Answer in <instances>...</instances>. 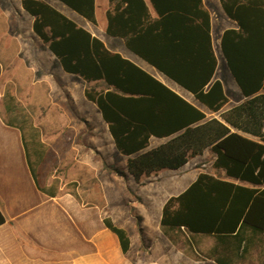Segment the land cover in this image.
Listing matches in <instances>:
<instances>
[{
	"label": "crops",
	"instance_id": "obj_1",
	"mask_svg": "<svg viewBox=\"0 0 264 264\" xmlns=\"http://www.w3.org/2000/svg\"><path fill=\"white\" fill-rule=\"evenodd\" d=\"M44 1L133 64L114 58L106 63L107 78L86 80L65 71L46 46L49 58L58 64V77L64 80L62 111L57 106L61 98H56V82L50 80L54 94L48 116L54 135L63 132L66 136L64 151L69 155L64 157V166H93L105 175L102 184H134L135 192L128 200L133 223L121 220L118 194L111 196V212L82 200L77 195L78 190L86 191L82 178L76 179V190L67 188V181L51 190L54 193L40 190L25 159L21 132L2 125L0 134L13 138L16 152L15 159L4 166L9 165L13 173L0 167V209L5 216L0 224V264H264V244L259 257L248 259L256 244L244 253L243 246L225 250L213 234L180 231L173 233V239L161 225L167 199L185 190L200 172L250 185L216 168V154L210 146L190 155L177 169L163 168L137 181L126 169L129 156L121 152L114 139L115 132L119 136L148 137L140 152L147 151L183 134L188 127L213 117L222 120V112L246 99L222 50L225 30L238 28V22L227 14L221 0H160V13L151 0H144L148 15L138 1L95 0V23L61 0ZM15 2L41 40L32 29L34 17L23 8L22 0ZM109 9L111 34L107 32ZM217 80L228 100L215 111L198 93L207 91ZM86 89L101 98L104 113L87 98ZM200 112L205 115L202 119ZM232 130L260 141L253 132ZM76 136L80 142L72 138ZM46 160L50 155L43 162ZM137 215L142 217L140 225ZM105 217L127 231L130 247L126 252L117 234L105 225Z\"/></svg>",
	"mask_w": 264,
	"mask_h": 264
},
{
	"label": "trees",
	"instance_id": "obj_2",
	"mask_svg": "<svg viewBox=\"0 0 264 264\" xmlns=\"http://www.w3.org/2000/svg\"><path fill=\"white\" fill-rule=\"evenodd\" d=\"M61 1L89 21L96 22L95 0ZM127 1L140 2L148 15L144 0ZM151 2L160 13V0ZM221 3L227 14L238 22V28L225 30L221 45L227 65L246 99L222 112V120L213 117L195 127H188L183 134L147 151L140 152L147 145L148 137L119 136L114 129L113 133L117 147L129 156L127 172L137 181L163 168L177 169L187 162L190 155L201 153L210 146L216 154V168L224 169L227 176L250 185L200 172L185 190L167 199L161 225L173 239V233L178 235L180 231L213 234L224 244L225 250L243 246L244 253L258 242L264 244V92H261L264 89V0H221ZM22 6L34 17L33 31L65 71L92 80L107 78L106 63L114 58L132 64L109 51L101 39L48 2L22 0ZM107 17V32L111 34L110 9ZM151 60L160 66L158 61ZM85 93L104 113L101 98L89 89ZM198 96L215 111L228 100L219 80L207 91L201 89ZM5 107L8 113L6 124L21 132L26 160L36 186L47 194L54 193L42 185L24 140L25 113L33 112V108L21 106L13 100L7 101ZM204 116L200 112V118ZM232 129L253 132L260 141ZM115 170L124 175L123 171ZM136 217L140 225L142 217ZM4 221L5 216L0 209V224ZM104 223L117 234L122 250L126 252L130 247L127 231L110 217H105Z\"/></svg>",
	"mask_w": 264,
	"mask_h": 264
},
{
	"label": "rangeland",
	"instance_id": "obj_3",
	"mask_svg": "<svg viewBox=\"0 0 264 264\" xmlns=\"http://www.w3.org/2000/svg\"><path fill=\"white\" fill-rule=\"evenodd\" d=\"M51 79L56 82V98H61V104L57 106L62 111L65 104L62 100L64 80L58 77L57 62L49 58L46 45L33 34L29 19L20 12L15 0H0V133L4 129L2 125L9 127L6 124L7 101L13 100L21 106L32 107L33 112L25 113L27 122L24 123V140L45 188L58 189L60 182L67 181V188L76 190V179L82 178V186L86 191L78 190L80 194L77 193L82 200L89 205L98 204L111 212V196L118 194L120 218L132 225L133 218L128 215V200L133 197L131 193L135 192L134 184H102L101 179L105 175L93 166L86 169L75 164L71 169L65 167L64 157L69 155L64 151L66 136L63 132L54 135L48 120L49 112L53 109ZM230 80L234 81L232 77ZM67 105L70 106L69 103ZM72 138L76 142L81 140L78 136ZM51 148L57 151L53 152ZM15 152L13 138L0 134V167L7 173L14 172L9 165L4 166L15 159ZM47 155H50V160L43 162ZM261 246L259 242L256 243L247 258L255 259L257 253L261 252Z\"/></svg>",
	"mask_w": 264,
	"mask_h": 264
}]
</instances>
